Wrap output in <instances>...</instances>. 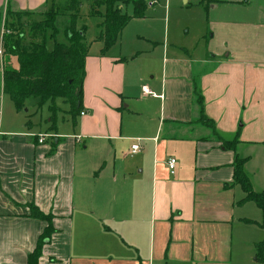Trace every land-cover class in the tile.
I'll list each match as a JSON object with an SVG mask.
<instances>
[{
	"label": "crops",
	"instance_id": "obj_1",
	"mask_svg": "<svg viewBox=\"0 0 264 264\" xmlns=\"http://www.w3.org/2000/svg\"><path fill=\"white\" fill-rule=\"evenodd\" d=\"M45 1L0 0V11L41 15ZM252 28L264 40V21ZM228 38L210 60L162 46L161 70L136 65L138 50L109 53L118 40L102 55L98 42L75 124L66 111L71 133L49 120L46 131L33 130L0 94V264H26L35 249L47 223L31 205L55 230L38 264H259L261 211L240 203L239 186L224 185L236 155L264 149V44L239 50ZM235 136L236 152L224 150ZM249 167L250 159L244 172L260 192Z\"/></svg>",
	"mask_w": 264,
	"mask_h": 264
},
{
	"label": "rangeland",
	"instance_id": "obj_2",
	"mask_svg": "<svg viewBox=\"0 0 264 264\" xmlns=\"http://www.w3.org/2000/svg\"><path fill=\"white\" fill-rule=\"evenodd\" d=\"M12 1L9 0L10 3ZM79 2L76 28L84 32L85 42L90 45L88 50L90 56L98 53L101 48L97 37L102 30V19L99 15H102L104 10L103 8L97 10L94 13L96 16L93 17L92 0H79ZM69 3L70 0H46L45 8L39 11L46 12L54 8L58 12L55 19L57 33L54 38L50 35L46 37L48 52L53 51L55 44H68L66 29L70 26L71 18L66 9ZM121 9L128 16L132 15L131 5L121 6ZM2 12L5 16V9ZM41 16H33L30 19L31 23L44 22L45 19L43 15ZM27 19H22L21 29L24 32L22 49H29L31 45L41 40L36 38V33L29 34L30 26L27 24ZM260 19L264 21V0H149L145 17L130 20L121 31L118 43L109 53H121L122 56H127L132 51L138 50L142 55L135 64L152 62L155 70H161L162 46L167 48L169 54L183 52L182 50L185 49L194 57H198L195 59L210 60L215 55L216 49H222V35L225 36L226 41L229 40L228 36L235 40L233 43L239 50L242 45L251 46L253 49L254 45L264 44L262 37H257L260 32L252 28ZM244 53L248 51H243L240 55ZM140 60H144L143 63H140ZM5 100L8 106H11L7 96ZM48 105L50 104L39 106L37 99H29L24 109L27 112L23 110L21 118L31 122L33 130L46 131L50 119ZM54 105L58 109L54 124L58 133L73 132L74 128L66 115L68 105L61 99H57ZM247 153V158L250 159L249 169L252 174L254 173V177L252 176L254 184L264 185V149H251ZM257 212L260 215L259 211Z\"/></svg>",
	"mask_w": 264,
	"mask_h": 264
},
{
	"label": "trees",
	"instance_id": "obj_3",
	"mask_svg": "<svg viewBox=\"0 0 264 264\" xmlns=\"http://www.w3.org/2000/svg\"><path fill=\"white\" fill-rule=\"evenodd\" d=\"M8 4V2H7ZM149 0H92L91 15L103 8L104 12L99 17L102 19L101 33L97 41L103 45L101 54L105 55L117 42L123 28L133 19H143ZM131 5L133 12L128 16L122 12L121 6ZM80 6L79 0H70L66 9L70 15L71 23L66 29L68 44H55L52 52L46 50V37L54 38L57 33L55 19L58 12L51 8L44 12V22L31 23L33 13L12 12L6 6L3 22V12L0 11V94L8 96L17 113H21L29 99H37L39 106L49 103V122L55 124L56 108L55 101L63 100L69 106V116L75 124L76 118L82 110L83 81L85 77V60L90 45L85 42L84 32L77 30V11ZM38 15L39 17H42ZM27 19L30 26L29 34L36 33L37 44L29 49H22L24 32L21 29L23 20ZM2 29L4 33L1 34ZM8 32V33H7ZM7 33V34H6ZM205 126L213 129V124L201 114L200 120ZM214 132V131H213ZM224 150L236 152L239 144L238 137L234 140L222 141ZM57 144L54 145L53 149ZM53 151H51L52 153ZM248 159L235 156L233 163V182L224 188L239 186L244 198L240 203L251 202L261 211V222L256 225L264 230V189L260 192L253 191L251 182L244 172V165ZM31 216L47 223L46 228L39 236L36 247L27 257L26 264H38L42 248L48 244L51 236L55 233L52 227L51 215H44L34 206H30ZM253 224L251 221H244ZM255 258L259 264H264V241L255 245Z\"/></svg>",
	"mask_w": 264,
	"mask_h": 264
},
{
	"label": "built area",
	"instance_id": "obj_4",
	"mask_svg": "<svg viewBox=\"0 0 264 264\" xmlns=\"http://www.w3.org/2000/svg\"><path fill=\"white\" fill-rule=\"evenodd\" d=\"M4 17L5 16H3V22H4ZM3 33H4V29H2V31H1V34H3ZM1 56H2V50L0 48V57ZM142 90H143V93L145 95L150 96L152 98H156V95L154 93L148 91L146 88H143ZM47 138H49L47 135L39 136L38 137V143L39 144H42ZM130 149H131L130 150V154L132 156V155L136 154V152L139 150V147H138V145H134V146H131ZM175 166H176V160L174 158H170L168 160V162H167V168H168V171H169V174L170 175H173L174 174Z\"/></svg>",
	"mask_w": 264,
	"mask_h": 264
},
{
	"label": "water",
	"instance_id": "obj_5",
	"mask_svg": "<svg viewBox=\"0 0 264 264\" xmlns=\"http://www.w3.org/2000/svg\"><path fill=\"white\" fill-rule=\"evenodd\" d=\"M24 112H26V110H24Z\"/></svg>",
	"mask_w": 264,
	"mask_h": 264
}]
</instances>
